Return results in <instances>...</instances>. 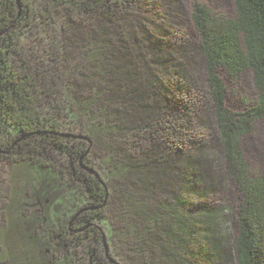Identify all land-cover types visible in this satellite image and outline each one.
<instances>
[{"label":"trees","instance_id":"16d2710c","mask_svg":"<svg viewBox=\"0 0 264 264\" xmlns=\"http://www.w3.org/2000/svg\"><path fill=\"white\" fill-rule=\"evenodd\" d=\"M233 1L234 16L192 4L201 86L187 53L161 57L180 29L155 0H0V165L25 185L0 264H223L216 157L238 194L235 264H264V172L242 147L264 119V0ZM221 68L252 71L253 104L228 107ZM175 159L183 189L161 192Z\"/></svg>","mask_w":264,"mask_h":264},{"label":"rangeland","instance_id":"374dc122","mask_svg":"<svg viewBox=\"0 0 264 264\" xmlns=\"http://www.w3.org/2000/svg\"><path fill=\"white\" fill-rule=\"evenodd\" d=\"M149 4H145L144 11L147 13L150 12L153 8V1L149 0ZM159 2L162 9H164L167 17L169 18L171 26H175L180 29V34L178 38L173 37L176 41H170L174 44V53L170 54L166 52L161 57L165 59H175L176 66H181L185 61V54L187 53L188 60L192 62V67L194 68L192 72L196 74L199 80V84L204 82V71L202 69V57L201 51L198 46V39L195 33L193 24L190 19V12L193 2L199 1L207 4L213 10L223 13L228 16H234L236 13L235 5L233 0H155ZM144 11L140 10L139 16L143 17ZM143 12V13H142ZM138 15V14H137ZM185 38V39H184ZM185 44L184 49L180 48V44ZM130 65V63H128ZM139 64L138 62L131 63ZM132 67V66H131ZM153 71V69H152ZM143 79H150L153 77L151 71H144ZM219 74L223 79L227 87V104L228 107L233 111H242L248 106L253 104L257 98V88L254 84L253 73L251 70H246L241 73L236 79H232L228 76L226 70L221 68ZM198 84V85H199ZM133 86L137 87V83H134ZM140 86V85H138ZM202 86V85H201ZM134 88V87H132ZM156 92V91H155ZM157 100L163 99V92L160 90L157 92ZM163 103H166L165 100ZM103 146L107 145V140L105 138L101 139ZM215 145V143H213ZM242 147L244 150V155L246 161L250 165V169L254 174H260L264 172V119L256 123L253 133L246 135L242 139ZM173 148L169 149V152H172ZM208 150V149H207ZM173 154V153H172ZM179 154H175V157H179ZM181 158V157H180ZM194 158V157H193ZM173 161V160H172ZM213 165L217 166L216 173L217 183L213 190H211L208 195V199L205 200L207 208L213 209L216 212L217 216L214 221V226L216 228L217 237L221 239V246L224 249V253L227 254L226 259L223 260V264H235L231 250L233 247L234 238L236 237L238 227L236 220V206L238 201L237 189L228 175L224 172L223 162L219 157H216V160L213 162L210 160ZM167 164L165 167L168 169L164 180L161 185L162 190H173L179 191L183 189V186L180 184L179 177L175 180L169 177L170 174L176 171L174 166L179 165L181 162L179 160H174L172 164ZM207 164V162L205 163ZM207 168V165H205ZM12 167L8 166L6 163L0 165V254L3 252L2 244L11 239V233L7 232L5 224L7 223L3 218V211L9 206L10 202L16 198L22 197L23 192L20 191V195H15L12 189V183L18 180L19 187L24 189V180L17 178V176L24 175V168L19 166L18 169H13L12 173L7 176ZM177 173V172H176ZM183 180H181L182 182ZM17 183V182H16ZM21 183V184H20ZM183 184V182H182ZM164 188V189H163ZM19 195V196H18ZM15 199H13V197ZM24 196V195H23ZM152 201H157L156 197L151 198ZM20 242V238L14 237L13 240ZM6 240V241H5ZM6 249H4V252ZM4 254V253H2Z\"/></svg>","mask_w":264,"mask_h":264}]
</instances>
